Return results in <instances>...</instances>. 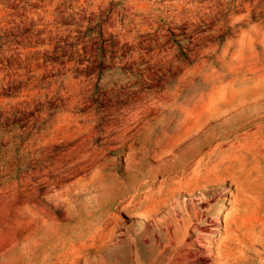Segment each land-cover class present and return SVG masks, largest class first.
Returning <instances> with one entry per match:
<instances>
[{
  "label": "rangeland",
  "instance_id": "1",
  "mask_svg": "<svg viewBox=\"0 0 264 264\" xmlns=\"http://www.w3.org/2000/svg\"><path fill=\"white\" fill-rule=\"evenodd\" d=\"M20 174L0 264H264V0H0Z\"/></svg>",
  "mask_w": 264,
  "mask_h": 264
},
{
  "label": "crops",
  "instance_id": "2",
  "mask_svg": "<svg viewBox=\"0 0 264 264\" xmlns=\"http://www.w3.org/2000/svg\"><path fill=\"white\" fill-rule=\"evenodd\" d=\"M21 175L22 174H20L18 178L9 180V184H12L13 188L6 197L0 198V201L3 202V206H0V211L2 213L11 214L14 207L16 210L17 206H25L29 202V199L33 197V195H37L36 191L33 192L29 189V179ZM11 228L13 227H9V229ZM9 235L16 237L19 235V232H17L16 229H12L9 231Z\"/></svg>",
  "mask_w": 264,
  "mask_h": 264
},
{
  "label": "bare ground",
  "instance_id": "3",
  "mask_svg": "<svg viewBox=\"0 0 264 264\" xmlns=\"http://www.w3.org/2000/svg\"><path fill=\"white\" fill-rule=\"evenodd\" d=\"M188 181H189V180H188ZM164 182H165V180H164ZM195 185H196V183H195ZM195 185H194V187H195ZM197 185H198V184H197ZM184 186H186V187H187L188 185H184ZM184 186H183V187H184ZM188 187H189V186H188ZM191 187H192V186H191ZM175 188H178V187H177V186H175V187H172L171 189H175ZM179 188H180V187H179ZM179 188H178V189H179Z\"/></svg>",
  "mask_w": 264,
  "mask_h": 264
}]
</instances>
